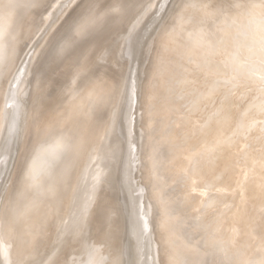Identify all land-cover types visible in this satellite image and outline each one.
<instances>
[{
    "label": "rangeland",
    "instance_id": "obj_1",
    "mask_svg": "<svg viewBox=\"0 0 264 264\" xmlns=\"http://www.w3.org/2000/svg\"><path fill=\"white\" fill-rule=\"evenodd\" d=\"M0 3V264H264V0Z\"/></svg>",
    "mask_w": 264,
    "mask_h": 264
},
{
    "label": "bare ground",
    "instance_id": "obj_2",
    "mask_svg": "<svg viewBox=\"0 0 264 264\" xmlns=\"http://www.w3.org/2000/svg\"><path fill=\"white\" fill-rule=\"evenodd\" d=\"M155 2H156V1H155ZM155 2H154V4H156ZM20 3H21V2H20ZM27 3H28V2H27ZM0 4H1V3H0ZM38 4H39V3H38ZM23 5H24V4H23ZM29 5H30V4H29ZM152 8H153V6H152ZM2 9H3V8H2ZM24 9H25V8H24ZM6 10H7V9H6ZM22 10H23V9H22ZM23 11H24V10H23ZM8 12H10V8H9V11H8ZM8 12H7V13H8ZM14 12H15V11H14ZM14 12H13V14H14ZM5 13H6V12H5ZM7 13L4 14V15H6L5 17H8V16H7ZM11 13H12V12H11ZM22 13H23V12H22ZM24 13H26V12H24ZM0 14H1V13H0ZM8 14H9V13H8ZM1 16H2V18H3V20H4L5 17H4L3 15H1ZM1 16H0V17H1ZM13 16H14V15H13ZM18 16H19V15H18ZM22 17H23V16H22ZM14 18H15V16H14ZM19 18H20V17H19ZM9 19H10V18H9ZM1 20H2V19H0V21H1ZM3 20H2V21H3ZM7 20H8V19H7ZM7 20H6V22L4 21L6 24L10 21V20H9V21L7 22ZM2 21H1V23H2ZM13 21H14V20H13ZM10 22H11V21H10ZM1 23H0V24H1ZM12 23H13V22H12ZM2 25L4 26V24H2ZM10 25H11V23H10ZM136 25H137V24H136ZM3 26H1V27H3ZM4 27H6V26H4ZM8 27H10V26H8ZM8 27H7V28H8ZM0 29H1V28H0ZM2 30H3V29H2ZM2 30H1V31H2ZM5 30H6V29H5ZM11 30H12V29H11ZM14 30H15V29H14ZM1 31H0V33H1ZM3 32H4V30H3ZM10 32H11V31H10ZM7 33H8V32H7ZM0 35H1V34H0ZM8 35H9V33L7 34V36H8ZM10 35H11V34H10ZM11 36H12V35H11ZM9 41H10V40H9ZM11 41H12V40H11ZM6 42H7V41H6ZM0 43H1V42H0ZM10 43H11V42H10ZM4 44H7V45H8L9 43H4ZM2 45H3V43H2ZM0 46H1V45H0ZM8 46H9V45H8ZM6 54H7V53H6ZM41 89H42V88H41ZM64 89H65V88H64ZM61 91H62V90H61ZM67 91H68V90H67ZM73 91H74V90H73ZM57 92H58V91H57ZM59 92H60V91H59ZM64 92H65V91H64ZM70 92H71V91H70ZM44 93H45V92H44ZM54 93H55V92H54ZM68 93H69V92H68ZM43 95H44V94H43ZM56 95H58V94H56ZM56 95H55V96H56ZM44 96H45V95H44ZM63 97H64V96H63ZM69 98H70V97H69ZM42 99H43V98H42ZM45 99H46V96H45ZM57 99H58V98H57ZM59 99H60V98H59ZM64 99H65V97H64ZM67 100H68V99H67ZM49 101H50V100H49ZM63 101H64V100H63ZM46 103H47V102H46ZM49 103H50V102H49ZM64 103H65V102H64ZM55 105H56V104H55ZM46 106H47V105H46ZM36 107H37V106H36ZM56 108H57V107H56ZM37 109H39V108H37ZM44 109H45V108H44ZM62 110H63V109H62ZM46 111H47V110H46ZM43 112H44V110H43ZM51 113H52V112H51ZM59 113H60V112H59ZM39 114H40V113H39ZM40 115H41V114H40ZM40 115H38V117H39ZM58 117H59V116H58ZM60 117H61V116H60ZM41 118H42V117H41ZM45 118H46V117H45ZM45 118H44V119H45ZM49 120H50V119H49ZM40 122H41V121H40ZM40 122H39V123H40ZM45 123H46V122H45ZM37 124H38V123H37ZM46 124H47V123H46ZM47 125H48V124H47ZM38 127H39V126H38ZM44 129H45V128H44ZM37 132H38V131H37ZM43 132H44V131H43ZM42 134H43V133H42ZM39 135H40V134H39ZM39 135H38V137H39ZM39 138H40V137H39ZM37 139H38V138H37ZM37 139H36V140H37ZM38 155H39V154H38ZM42 155H44V154H42ZM42 155H41V156H42ZM45 155H46V154H45ZM41 156L39 155L40 158H43V157H41ZM57 158H58V157H57ZM57 158H56V159H57ZM43 159H44V158H43ZM51 159H52V157H51ZM53 159H54V158H53ZM47 160L49 161V159H47ZM59 160H60V159H59ZM40 161H41V160H40ZM50 161H51V160H50ZM50 161H49V163H51ZM42 162H45V163H46V161H44V160H42ZM42 162H41V163H42ZM53 162H54V161H53ZM55 162H57V161L55 160ZM41 163H40V165H42ZM49 163H46V164L50 166ZM59 163H60V162H59ZM51 164H52V163H51ZM47 165H46V166H47ZM53 165L55 166V164H53ZM51 166H52V165H51ZM51 166H50V167H51ZM56 166H58V165H56ZM59 166H60V165H59ZM40 167H41V166H40ZM44 167H45V166H44ZM57 168H58V167H57ZM57 168H56V169H57ZM61 168H62V166H61ZM39 169H40V168H39ZM40 170H41V169H40ZM40 170H39V171H40ZM44 170L46 171V169H44ZM44 170H42V172H43ZM50 170H51V168H50ZM57 170H58V169H57ZM61 170H62V169H61ZM61 170H60V171H61ZM45 171H44V172H45ZM48 171H49V169H48ZM48 171H47V173H48ZM52 171H53V170H52ZM52 171H51V173H53L55 170H54L53 172H52ZM60 171H59V172H60ZM57 172H58V171H57ZM55 173H56V172H55ZM44 174H45V173H44ZM53 174H54V173H53ZM61 175H62V174H61ZM61 175L59 174V178L61 177ZM48 176H49V175H48ZM50 176H51V175H50ZM46 177H47V176H46ZM54 177L56 178V176H54ZM62 177H63V176H62ZM55 178H53V180H54ZM59 178H58V179H59ZM63 178L65 179V177H63ZM82 178H85V177H82ZM46 179L48 180V178H46ZM58 179H57V180H58ZM64 179H62V180H64ZM51 180H52V179H51ZM51 180H50V181H51ZM59 180H60V179H59ZM83 180H84V179H82V182H84ZM32 181H33V180H32ZM44 181H45V180H44ZM48 181H49V180H48ZM45 182H46V181H45ZM60 183H61V182H60ZM76 183H77V182H76ZM76 183H75V184H76ZM39 184H41V183H39ZM45 184H47V182L44 183L43 185L46 186ZM50 184H51V183H50ZM63 184H64V183H63ZM63 184H62V185H63ZM5 185H6V184H5ZM43 185H42V186H43ZM37 186H39V185H37ZM48 186H49V185H48ZM60 186H61V184H60ZM49 187H50V186H49ZM49 187H48V188H49ZM62 187H64V185H63ZM36 188H37V187H36ZM42 188H44V187H41V188H38V189H42ZM45 188H46V187H45ZM51 188H52V187H51ZM60 188H61V187H60ZM58 189H59V188H58ZM58 189H57V190H58ZM42 190H43V189H42ZM44 190H45V189H44ZM46 190H48V189H46ZM52 190H53V188H52ZM62 190L64 191V189H62ZM53 191H54V190H53ZM59 191H60V190H59ZM59 191H58V193H59L58 195H59V196H60V195L62 196V194H61L62 191H61V192H59ZM84 192H85V191H84ZM43 193H44V192H43ZM45 193H46V191H45ZM48 193H49V192H48ZM53 193H55V191H54ZM81 193H82V192H81ZM37 194H38V193H37ZM46 194H47V193H46ZM46 194H45V197H46ZM50 194H52V193L50 192ZM84 194H85V193H84ZM33 195H35V194H33ZM48 195H49V194H48ZM54 195H56V194H54ZM54 195H51V196H54ZM58 195H57V196H58ZM64 195H65V191H64ZM88 195H89V194H88ZM41 196H43V194H42ZM41 196H39V197H40V198H43V197H44V196H43V197H41ZM59 196H58V197H59ZM85 196H86V195H85ZM138 196H139V195H138ZM83 197H84V196H83ZM46 198H47V197H46ZM48 198H49V196H48ZM48 198H47V200L49 201L50 199H48ZM51 198H52V197H51ZM62 198H63V197H62ZM34 199H35L36 201H37V200H38V201H39V200L41 201V199H39V198L36 199V198L34 197ZM43 199H44V198H43ZM54 199H55V198H54ZM57 199H60V198H57ZM51 200H52V199H51ZM51 200H50V202H51ZM83 200H84V199H83ZM85 200H86V199H85ZM89 200H90V199H89ZM24 201H25V200H24ZM53 201H54V200H53ZM58 201H60V200H58ZM72 202H73V201H72ZM72 202H69V204H71ZM74 202H75V201H74ZM85 202H86V201H85ZM32 203H34V202H32ZM39 203H40V202H39ZM53 203H54V202H53ZM25 204H26V203H25ZM25 204H23V205H25ZM27 204H28V203H27ZM27 204H26V205H27ZM30 204H31V203H30ZM36 204H38V203H36ZM65 204H66V203H65ZM75 204H76V202H75ZM84 204H85V203H84ZM84 204H83V205H84ZM129 204H130V203H129ZM14 205H16V204H14ZM17 205L20 206L21 204H20V205L17 204ZM23 205H22V208H23ZM42 205H43V204H42ZM55 205H57V204H55ZM60 205H62V203H60ZM60 205L57 206V207H59V209L62 207V206H60ZM66 205H68V204H66ZM85 205H86V204H85ZM87 205H88V204H87ZM130 205H131V204H130ZM39 206H40V207H43V206H41L40 204H39ZM68 206H69V205H68ZM79 206H80V205H78V207H79ZM25 207H26V208H25ZM25 207H24L25 209L23 208L24 210H22V212L26 210L27 214H26L25 212H23V213L25 214V216L27 215V217H28V210H29V209L27 210V206H25ZM55 207H56V206H55ZM57 207H56V209H58ZM69 207H70V206H69ZM72 207H73V203H72ZM80 207H81V206H80ZM88 207H89V206H88ZM16 208H17V207H16ZM16 208H15V209H16ZM28 208H30V205H29V204H28ZM34 208H38V207H34ZM34 208H32V205H31V209L34 210ZM64 208H67V206H65ZM82 208H83V207H82ZM17 209L20 211L19 208H17ZM38 209H39V208H38ZM67 209H68V208H67ZM67 209H65V210H66V212H67V214H68L69 212L67 211ZM70 209H71V208H70ZM18 210H17V211H18ZM35 210H37V209H35ZM39 210H40V209H39ZM43 210H44V207H43L42 211H43ZM15 211H16V210H15ZM19 211H18V212H19ZM37 211H38V210H37ZM44 211H45V210H44ZM57 211H58V210H57ZM129 211H130V209H129ZM129 211H128V212H129ZM29 212H31V210H29ZM34 212H35V211H34ZM136 212H137V211H136ZM7 213H8V212H7ZM10 213H11V212H10ZM23 213L21 214V211H20V213H19V214H20V217H21V215H23ZM32 213H33V211H32ZM37 213H38V212H37ZM37 213L34 214L33 217H34V216L36 217ZM45 213H47V212H45ZM62 213H64V212H62ZM11 214H12V213H11ZM16 214H18V213H16ZM129 214H130V213H129ZM30 215H31V214H30ZM38 215H41V214L38 213ZM38 215H37V216H38ZM63 215H64V214H63ZM63 215H62V216H63ZM87 215H88V214H87ZM23 216H24V215H23ZM23 216H22L21 218H24V220H23V222H24V221H25V217H23ZM64 216H66V215H64ZM33 217H31V218H33ZM39 217H40V216H39ZM44 217H45V216H44ZM46 217H47V216H46ZM67 217H68V215H67ZM37 218H38V217H37ZM40 218H41V217H40ZM61 218H62V217H61ZM63 218H64V217H63ZM65 218H66V217H65ZM75 218H76V217H75ZM77 218H78V216H77ZM18 219H19V218H18ZM26 219H27V218H26ZM86 219H88V218H86ZM160 219H161V218H160ZM20 220H21V221H20L21 223H19V224H22V223H23V222H22V219H20ZM34 220H35V219H33L32 221H34ZM45 220H46V219H45ZM67 220H68V219H67ZM74 220H75V219H74ZM82 220H84L83 217H82ZM32 221H31V222H32ZM39 221L41 222V220H39ZM76 221H77V220H76ZM79 221H80V220H79ZM86 221H87V220H86ZM86 221L84 220V222H86ZM127 221H128V220H127ZM129 221H130V220H129ZM26 222H27V221H26ZM37 222H38V221H37ZM61 222H62V220H61ZM73 222H74V221H73ZM84 222H83V223H84ZM133 222H134V221H133ZM163 222H164V221H163ZM24 223H25V222H24ZM43 223H45V222L43 221ZM74 223H76V222H74ZM74 223H73V225H75ZM81 223H82V222H81ZM27 224H29V221H28ZM60 224H61V223H60ZM60 224H59V225H60ZM70 224H71V223H70ZM78 224H80V223H78ZM78 224L76 223V226H77ZM90 224H91V223H90ZM17 225H18V224H17ZM24 225H25V224H24ZM24 225H23V226L21 225V226H22V228L25 229V226H26V225H25V226H24ZM71 225H72V224H71ZM85 225H87V224L85 223ZM126 225H127V224H126ZM128 225H129V224H128ZM134 225H135V224H134ZM21 226L19 225L20 228H21ZM63 226H64V225H63ZM69 226H70V225H69ZM76 226H75V227H76ZM82 226H83V225H82ZM137 226H138V224H137ZM27 227H31V226H27ZM27 227H26V229H27ZM77 227H78V226H77ZM77 227H76V228H77ZM87 227H88V226H87ZM127 227H128V226H126V228H127ZM17 228H18V226H17ZM20 228H19V229H20ZM22 228H21V229H22ZM60 228H62V227H60ZM84 228H85V227H84ZM19 229H18V233H21V234H22L23 232L25 233L24 230H21L22 232H19ZM26 229H25V230H26ZM27 230H28V229H27ZM70 230H71V229H70ZM78 230H80V228H79ZM87 230H89V228H88ZM56 231H57V230H56ZM59 231H61V230H59ZM32 232H33V231H32ZM35 232H36V231H35ZM35 232H34V233H35ZM68 232H69V231H68ZM71 232H72V231H71ZM74 232H75V230H74ZM76 232H77V230H76ZM81 232H82V230H81ZM84 232H85V231H84ZM92 232H93V231L87 232L86 235H87V236H90ZM128 232H129V230H128ZM132 232H133V231H132ZM24 233H23V234H24ZM28 233H29V232H28ZM30 233H31V232H30ZM30 233H29V235H30ZM39 233H41V232H39ZM60 233H61V232H60ZM63 233H64V232H63ZM63 233H62V234H63ZM78 233H79V231H78ZM89 233H90V235H88ZM130 233H131V232H130ZM130 233H129V234H130ZM23 234H22V235H23ZM35 234L37 235V233H35ZM53 234H54V233H53ZM76 234H77V233H76ZM82 234H83V233H82ZM82 234H81V235H82ZM25 235H26V234H24V236H25ZM38 235H39V234H38ZM41 235H42V234H41ZM47 235H48V234H47ZM60 235H61V234H60ZM64 235H67V233H65ZM92 235H93V233H92ZM92 235H91V236H92ZM126 235H128V234H126ZM140 235H141V234H140ZM82 236H83V235H82ZM87 236H86V239H87ZM91 236H90V237H91ZM128 236H129V235H128ZM19 237H20V238L22 237L21 239H23V236L19 235ZM25 237H26V236H25ZM33 237L36 238L35 235H34ZM40 237H41V236H40ZM40 237H39V238H40ZM54 237H55V236H54ZM57 237H58V236H57ZM59 237H60V236H59ZM90 237H89V238H90ZM26 238H27V237H26ZM26 238H25V239H26ZM63 238H65V236H64ZM79 238H80V237H79ZM82 238H84V237H82ZM89 238L87 239V242H86V240H85L84 242L88 243ZM129 238H131V237L129 236ZM145 238H146V237H145ZM25 239H23L24 242H26ZM27 239H28V238H27ZM41 239H42V238H41ZM60 239H61V237H60ZM60 239H59V240H60ZM80 239H81V238H80ZM80 239H79V240H80ZM135 239H136V238H135ZM138 239H139V238H138ZM32 240H33V239H32ZM39 240H40V239H39ZM42 240H43V239H42ZM59 240H58V241H59ZM61 240H62V239H61ZM90 240H91V238H90ZM92 240H93V239H92ZM29 241H30V239H29ZM8 242H11V241L8 240ZM37 242H38V241L36 240V243H37ZM43 242H44V241H43ZM80 242H81V240H80ZM92 242H93V241H92ZM22 243H23V242H22ZM22 243H21V244H22ZM30 243H31V241H30ZM81 243H82V242H81ZM129 243H130V242H129ZM129 243H128V244H129ZM140 243H141V242H140ZM8 244H9V243H8ZM32 244H33V243H32ZM93 244H94V243H93ZM95 244H96V243H95ZM95 244H94V246H95ZM23 245H25V244L23 243L21 246H23ZM28 245H29V243H28ZM46 245H47V244H46ZM90 245H91V242H90ZM38 246H39V245H38ZM44 246H45V245H44ZM60 246H61V244H60ZM69 246H70V245H69ZM129 246H130V244H129ZM18 247H19V246H18ZM24 247H25V246H24ZM29 247H30V245H29ZM32 247H33V245H32ZM32 247H31V249L29 248L28 251L26 250V252L28 253V252H30V251H33L32 253L35 254V253H34V249H32ZM34 247H35V249H37L36 246H34ZM144 247H145V246H144ZM21 248H22V247H21ZM27 248H28V247H27ZM41 248H45V247L42 246ZM58 248H60V247H58ZM85 248H86V247H85ZM88 248H89V247H88ZM94 248H95V247H93V249H94ZM130 248H131V247H130ZM174 248H175V247H174ZM25 249H26V248H25ZM49 249H50V248H49ZM49 249H48V250H49ZM86 249H87V248H86ZM86 249H85V250H86ZM91 249H92V248H90V252H91ZM96 249H97V248H96ZM39 250H41V249L39 248ZM43 250H44V249H43ZM45 250H46V249H45ZM85 250H84V251H85ZM88 250H89V249H88ZM88 250H86V251L88 252ZM36 251H38V250H36ZM36 251H35V252H36ZM100 251H101V250H100ZM135 251H136V250H135ZM21 252H22V251H21ZM45 252H46V251H45ZM47 253H48V252H47ZM47 253H46L45 255L49 256V255H48L49 253H48V254H47ZM88 253H89V252H88ZM88 253H87V254H88ZM24 254H25V253H24ZM28 254H30V253H28ZM39 254H40V253H39V251H38V255H39ZM82 254H84V253L82 252ZM85 254H86V252H85ZM98 254H99V253H98ZM26 255H27V254H26ZM31 255H32V254H30V256H31ZM36 255H37V254H35V256H36ZM41 255H42V256H41ZM43 255H44V254H40L41 257H40V256H39V257L42 258ZM52 255H54V254H52ZM134 255H135V254H134ZM30 256H29V259H30ZM32 256H33V258H34V255H32ZM32 256H31V257H32ZM55 256H56V255H54V257H55ZM81 256H82V255H81ZM86 256H87V255H86ZM99 256H100V255H99ZM44 257H45V256H44ZM88 257H89V256H88ZM96 257H97V256H96ZM129 257H130V255H129ZM135 257H136V256H135ZM33 258H32V259H33ZM37 258H38V256H37ZM40 258H39V260H40ZM49 258H50V257H49ZM52 258H53V257H51V259H52ZM98 258H99V257H97V260H99ZM21 259L23 260V259H25V257H24V258L21 257ZM27 259H28V258H26V260H27ZM54 259H55V258H54ZM82 259H83V258H82ZM85 259H86V260H85ZM89 259H90V258H89ZM95 259H96V258H95ZM136 259H137V258H136ZM83 260H84L85 262L88 261V259L85 258V257H84ZM41 261H42V260H41ZM80 261H81V259H80ZM84 261H82V262H84ZM170 261H171V260H170ZM43 262H44V258H43ZM43 262H41V263H43ZM48 262H49V261H48ZM48 262L46 261V263H48ZM82 262H78V263H81V264H82ZM177 262H178V261H177ZM73 263H74V261H73ZM76 263H77V262H76ZM88 263H90V260L88 261ZM127 263H128V261H127ZM136 263H137V262H136ZM144 263H145V262H144ZM44 264H45V263H44ZM51 264H52V263H51ZM69 264H70V262H69ZM71 264H72V263H71ZM129 264H130V263H129Z\"/></svg>",
    "mask_w": 264,
    "mask_h": 264
},
{
    "label": "snow or ice",
    "instance_id": "obj_3",
    "mask_svg": "<svg viewBox=\"0 0 264 264\" xmlns=\"http://www.w3.org/2000/svg\"><path fill=\"white\" fill-rule=\"evenodd\" d=\"M99 20L100 17L91 9L79 13L69 25V34L65 41L66 45L70 46L71 44L76 43L78 39H86L89 37L98 25ZM262 62H264V49H262ZM16 107L19 109L21 107V102L17 101ZM98 252V249H92V252H90V264H106V258L104 257H100L99 260L93 258ZM30 264H34V262H30ZM115 264H119V262L117 261Z\"/></svg>",
    "mask_w": 264,
    "mask_h": 264
}]
</instances>
